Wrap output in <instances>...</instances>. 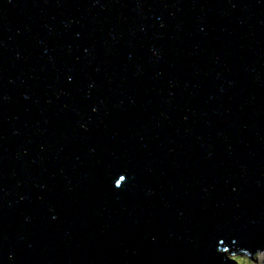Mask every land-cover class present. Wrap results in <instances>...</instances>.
Masks as SVG:
<instances>
[{
    "label": "water",
    "instance_id": "water-1",
    "mask_svg": "<svg viewBox=\"0 0 264 264\" xmlns=\"http://www.w3.org/2000/svg\"><path fill=\"white\" fill-rule=\"evenodd\" d=\"M264 252V0H0V264Z\"/></svg>",
    "mask_w": 264,
    "mask_h": 264
},
{
    "label": "rangeland",
    "instance_id": "rangeland-1",
    "mask_svg": "<svg viewBox=\"0 0 264 264\" xmlns=\"http://www.w3.org/2000/svg\"><path fill=\"white\" fill-rule=\"evenodd\" d=\"M239 256L241 257L238 260H241L244 264H264V252L255 256H249L247 259L243 258L244 255Z\"/></svg>",
    "mask_w": 264,
    "mask_h": 264
},
{
    "label": "trees",
    "instance_id": "trees-1",
    "mask_svg": "<svg viewBox=\"0 0 264 264\" xmlns=\"http://www.w3.org/2000/svg\"><path fill=\"white\" fill-rule=\"evenodd\" d=\"M241 256L239 255H229L226 254V264H244L241 262V260H238V258H240ZM249 257V255H244L243 258L247 259ZM242 258V260H243Z\"/></svg>",
    "mask_w": 264,
    "mask_h": 264
}]
</instances>
